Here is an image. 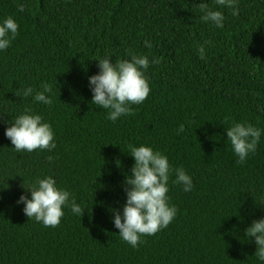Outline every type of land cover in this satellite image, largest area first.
<instances>
[{"label": "trees", "instance_id": "16d2710c", "mask_svg": "<svg viewBox=\"0 0 264 264\" xmlns=\"http://www.w3.org/2000/svg\"><path fill=\"white\" fill-rule=\"evenodd\" d=\"M214 0H0V22L12 16L19 34L0 52V264H260L245 236L264 217V135L239 163L227 138L237 122L264 129V0H239L223 28L201 20ZM25 10H18L19 4ZM145 41L152 47L145 46ZM210 42V43H209ZM205 46L200 58L198 47ZM146 55L151 92L116 122L93 105L88 78L98 59ZM53 87V103L22 98L23 88ZM30 109L49 123L56 148L16 152L9 122ZM185 130L179 134L178 129ZM141 144L183 167L194 188L169 179L175 219L133 248L112 223L126 203L125 178ZM51 158V159H49ZM52 176L85 212L65 208L45 227L17 201ZM6 178V179H5Z\"/></svg>", "mask_w": 264, "mask_h": 264}, {"label": "clouds", "instance_id": "9594fccd", "mask_svg": "<svg viewBox=\"0 0 264 264\" xmlns=\"http://www.w3.org/2000/svg\"><path fill=\"white\" fill-rule=\"evenodd\" d=\"M238 5L239 0H214V6L208 2H201L198 6L203 22L223 28L226 17L223 11L217 9H229L232 16L238 17L241 11ZM18 10L23 12L24 4H19ZM18 34L19 24L12 16L0 22V52L7 50ZM145 46L152 47L148 41H145ZM205 51L204 45L198 47L201 59L205 57ZM111 58L106 55L98 59L99 71L88 78V85L92 93L91 103L107 110V119L116 122L122 116L132 114L131 106L142 104L150 95L151 88L145 72L150 63L159 64L160 59L153 57L150 62L148 56L135 53L130 59L116 60L115 63L111 62ZM41 89L26 87L19 95L22 98L32 97L36 103L51 105L52 85L44 83ZM257 107L264 111V105L258 104ZM8 123L10 126L5 129V136L16 152H50L57 146L52 126L30 109H25ZM184 130V125H181L177 134ZM262 135L264 129L247 122L234 123L227 129V138L239 163H245L249 155L257 151ZM129 149L134 164L131 174L124 181L126 203L122 211L112 209V223L119 230L121 239L136 248L142 236H152L167 228L177 215L178 209L169 203L167 195L173 171L175 179L172 182L182 185L184 192L192 191L194 183L183 167L173 169L168 157L153 147L141 144L130 145ZM25 191L30 196L22 194L17 203L23 205V212L29 219L34 218L45 227L58 226L65 215V208H70L75 215L83 216L85 212L73 194L59 187L52 176L38 177ZM245 236L251 241L254 238L255 257L260 264H264V217L253 220L245 229Z\"/></svg>", "mask_w": 264, "mask_h": 264}]
</instances>
